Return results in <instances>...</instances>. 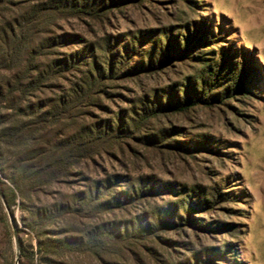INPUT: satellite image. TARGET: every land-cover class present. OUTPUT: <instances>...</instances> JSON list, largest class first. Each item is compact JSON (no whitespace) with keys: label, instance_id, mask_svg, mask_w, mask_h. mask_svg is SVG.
I'll return each mask as SVG.
<instances>
[{"label":"trees","instance_id":"trees-1","mask_svg":"<svg viewBox=\"0 0 264 264\" xmlns=\"http://www.w3.org/2000/svg\"><path fill=\"white\" fill-rule=\"evenodd\" d=\"M144 1L0 0V220L12 240L10 216L21 233L13 208L23 210L22 223L37 242L28 253L20 241L21 258L30 264H75V255L97 264L231 260V245L196 251L191 242L193 230H215L198 223L195 214L210 212L223 200L219 186L106 173L89 179L81 190H59L52 201L42 199L78 176L82 163L114 149L123 153L133 140L192 155L191 141L176 139L181 129L152 125L198 106L219 108L247 94L253 81L245 64L226 53L214 54L217 38L198 21L109 35L77 51L60 52L66 44L86 41L53 30L57 21L97 20L105 27L114 7ZM191 10L196 14V8ZM128 83L140 86L142 94L124 109L118 104ZM110 104L118 111H111ZM192 142L195 151L205 146ZM91 218L96 223L84 229L83 220Z\"/></svg>","mask_w":264,"mask_h":264},{"label":"rangeland","instance_id":"rangeland-1","mask_svg":"<svg viewBox=\"0 0 264 264\" xmlns=\"http://www.w3.org/2000/svg\"><path fill=\"white\" fill-rule=\"evenodd\" d=\"M191 8L197 9L196 14ZM112 13L105 27H101L97 20L69 18L57 21L53 30L69 37L80 36V41H86L83 45L66 44L60 52L77 51L109 35L198 21L217 38L213 53L237 57L245 64L253 82L245 96L224 106H198L185 116L170 117L152 125L157 130L171 124L181 129L176 139L191 141L192 155L183 150H154L133 140L128 142L123 153L114 149L82 163L76 170L78 176L68 184L48 190L42 199L52 201L51 195L59 190L65 193L81 190L89 179L102 178L106 173L148 178L156 183L188 184L200 188L219 186L225 193L223 200L214 210L195 214V219L200 220L198 223H210L215 230H193L190 233L193 249L202 251L228 244L232 246L228 253L231 260L218 264H264V0H146L128 3L123 8L114 7ZM185 73L191 74L190 70ZM144 83L154 85L151 81ZM125 87L122 92L124 100L118 104L124 109L129 107L130 99L135 100L142 94L137 84L128 83ZM46 95L50 97L52 94L46 92ZM109 109L118 111L116 104H110ZM196 140L203 141L205 146L201 150H194L192 141ZM160 201L165 200L161 197ZM13 209L15 221L23 232L18 233L10 216L15 234L11 240L0 220V264H30L21 258L20 241L28 253L32 247L36 248L37 242L30 238L22 223L23 210ZM83 223L82 227L87 229L96 220L84 219ZM77 227L83 230L81 226ZM176 237L173 239L187 241L185 236ZM73 262L97 264L81 255H75Z\"/></svg>","mask_w":264,"mask_h":264},{"label":"water","instance_id":"water-1","mask_svg":"<svg viewBox=\"0 0 264 264\" xmlns=\"http://www.w3.org/2000/svg\"><path fill=\"white\" fill-rule=\"evenodd\" d=\"M0 194H1V192H0ZM2 199H4V198L2 197ZM19 256H20V255H19V253H18V258H19Z\"/></svg>","mask_w":264,"mask_h":264}]
</instances>
